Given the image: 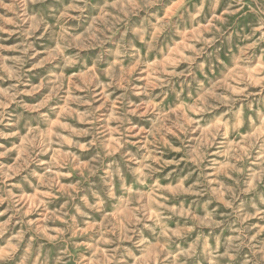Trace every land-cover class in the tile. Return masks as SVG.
<instances>
[{"label": "clouds", "instance_id": "obj_1", "mask_svg": "<svg viewBox=\"0 0 264 264\" xmlns=\"http://www.w3.org/2000/svg\"><path fill=\"white\" fill-rule=\"evenodd\" d=\"M0 264H264V0H0Z\"/></svg>", "mask_w": 264, "mask_h": 264}]
</instances>
